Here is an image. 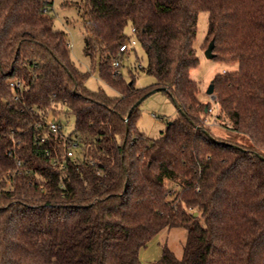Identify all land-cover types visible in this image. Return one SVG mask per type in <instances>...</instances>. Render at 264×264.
I'll list each match as a JSON object with an SVG mask.
<instances>
[{
    "label": "trees",
    "instance_id": "obj_1",
    "mask_svg": "<svg viewBox=\"0 0 264 264\" xmlns=\"http://www.w3.org/2000/svg\"><path fill=\"white\" fill-rule=\"evenodd\" d=\"M77 5L85 54L118 97L87 88L50 0H0V264H142L141 250L167 228L187 230L183 256L164 246L153 264H264V0ZM203 11L214 59L239 66L212 81L217 121L249 146L212 133L210 103L191 78ZM128 26L156 80L148 89L112 65ZM156 88L179 115L152 139L135 104ZM63 113L74 131L49 132V117Z\"/></svg>",
    "mask_w": 264,
    "mask_h": 264
},
{
    "label": "rangeland",
    "instance_id": "obj_2",
    "mask_svg": "<svg viewBox=\"0 0 264 264\" xmlns=\"http://www.w3.org/2000/svg\"><path fill=\"white\" fill-rule=\"evenodd\" d=\"M52 3L48 15L53 18L54 28L67 34L70 43V55L76 66L83 72H87L89 77L86 86L93 92L103 91L110 97L120 96V92L104 81L100 75L99 59L92 60L85 54L86 33L83 26V19L80 8L77 5L79 0H50ZM209 14L205 11L198 16L197 36L195 48L200 64L192 70L191 78L200 84V99L205 103H210V112L207 122L212 133L219 138H229L235 143L249 146L251 140L243 134L233 133L224 129L226 121H217L220 110L216 102V96L207 93L209 86L216 75L238 70L237 63H225L223 61L208 59L205 51L208 44L205 40L208 32ZM129 40L135 39L137 44L130 47V50L119 56L120 67L115 70L121 75L122 79L128 83L135 79L138 88L148 89L156 80L147 74L141 67H146L148 59L144 48L133 34L131 26L126 28ZM179 111L175 104L164 91H157L145 99L141 105V116L138 121V128L146 136L157 139L166 130L167 123L178 117ZM50 121L57 122L63 127L65 134H70L75 129V118L72 114H61L58 118L49 117Z\"/></svg>",
    "mask_w": 264,
    "mask_h": 264
},
{
    "label": "crops",
    "instance_id": "obj_3",
    "mask_svg": "<svg viewBox=\"0 0 264 264\" xmlns=\"http://www.w3.org/2000/svg\"><path fill=\"white\" fill-rule=\"evenodd\" d=\"M188 232L184 228H167L161 231L146 248L140 252L142 264H153L162 256L164 246L174 252L177 258H182L183 248Z\"/></svg>",
    "mask_w": 264,
    "mask_h": 264
},
{
    "label": "built area",
    "instance_id": "obj_4",
    "mask_svg": "<svg viewBox=\"0 0 264 264\" xmlns=\"http://www.w3.org/2000/svg\"><path fill=\"white\" fill-rule=\"evenodd\" d=\"M132 31H133V34H134V33H135V30L133 29ZM136 44H137V41H136L135 39H132V40H129V44H128L127 42H125L124 44H122V45L120 46L119 54H118V56L113 60V64H112L113 67H114L116 70L120 67L119 56H120L121 54H124V53L128 52V51L130 50V47H135ZM11 86H12V87H14V86H15V87H21V86H22V83H21V81L18 80V81H16V82H12V83H11ZM41 127H42L41 124L37 125V128H41ZM46 128L49 130V132H52V133H58L63 127H62L59 123H57V122H53V121H50V120L48 119ZM38 137H39V136L36 137V140H38ZM47 139H48L47 136H42V137L40 138L39 144H41V143H45V141H46ZM46 155H50V152H49L48 150L46 151ZM68 155H69V156H72V155H73L72 150H69Z\"/></svg>",
    "mask_w": 264,
    "mask_h": 264
},
{
    "label": "water",
    "instance_id": "obj_5",
    "mask_svg": "<svg viewBox=\"0 0 264 264\" xmlns=\"http://www.w3.org/2000/svg\"><path fill=\"white\" fill-rule=\"evenodd\" d=\"M214 48H215V42L214 40H212L208 46V48L205 51V55L208 59H214L215 58V54H214ZM157 91H166L165 88H156L153 89L152 91L148 92L146 95H144L136 104L135 106H139L145 99H147L150 95H152L153 93L157 92ZM207 93L210 96H213L214 94V84L211 83V85L209 86ZM173 103L175 104L176 108L179 110L177 104L173 101Z\"/></svg>",
    "mask_w": 264,
    "mask_h": 264
}]
</instances>
